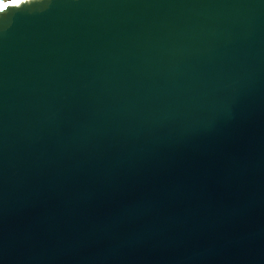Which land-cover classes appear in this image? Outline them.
<instances>
[{
	"label": "water",
	"instance_id": "95a60500",
	"mask_svg": "<svg viewBox=\"0 0 264 264\" xmlns=\"http://www.w3.org/2000/svg\"><path fill=\"white\" fill-rule=\"evenodd\" d=\"M0 264H264V0L0 13Z\"/></svg>",
	"mask_w": 264,
	"mask_h": 264
},
{
	"label": "snow or ice",
	"instance_id": "6c2138e0",
	"mask_svg": "<svg viewBox=\"0 0 264 264\" xmlns=\"http://www.w3.org/2000/svg\"><path fill=\"white\" fill-rule=\"evenodd\" d=\"M25 0H0V13L6 12L10 8H19Z\"/></svg>",
	"mask_w": 264,
	"mask_h": 264
}]
</instances>
